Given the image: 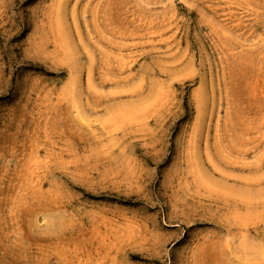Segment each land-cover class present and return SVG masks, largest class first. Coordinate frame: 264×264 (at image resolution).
Instances as JSON below:
<instances>
[{
  "label": "rangeland",
  "instance_id": "1",
  "mask_svg": "<svg viewBox=\"0 0 264 264\" xmlns=\"http://www.w3.org/2000/svg\"><path fill=\"white\" fill-rule=\"evenodd\" d=\"M0 264H264V0H0Z\"/></svg>",
  "mask_w": 264,
  "mask_h": 264
}]
</instances>
